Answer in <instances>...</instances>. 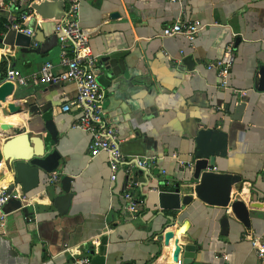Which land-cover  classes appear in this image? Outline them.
<instances>
[{"label": "crops", "instance_id": "obj_1", "mask_svg": "<svg viewBox=\"0 0 264 264\" xmlns=\"http://www.w3.org/2000/svg\"><path fill=\"white\" fill-rule=\"evenodd\" d=\"M7 8L5 3L0 7V61L6 62L0 83L8 68L27 75L45 61L53 63L54 72H62L53 25L66 9L65 0L34 3L35 14L24 28L33 31L30 47L35 52H21L13 44V34L4 29ZM181 15L200 24L193 42L180 35L161 36L162 28ZM79 19L99 60L123 52L108 68L97 63V76L113 72L100 86L106 117L117 130L122 153L126 158L155 160L147 174H127L121 168L111 181L107 155L90 156L89 135L71 127L79 111L61 109L74 98L75 83L16 84L13 93L0 101V188L13 186L20 195L2 208L0 264H69L67 246L87 251L92 264H179L176 245L187 242L197 246L191 264H223V256L227 264H262L248 236L264 242V91L258 90L259 69L264 67V0H82ZM232 41L234 63L227 88H220L208 63L219 59ZM240 101L244 107L232 118ZM15 106L20 110L16 112ZM218 106L223 109L217 110ZM206 127L228 134L226 156L212 170L232 175L230 196L247 205L250 226L236 220L228 207L229 226L221 234L223 208L204 203L191 188H182L193 201L175 212L173 225L165 230L175 231L184 220L188 227L168 245L162 241L160 250L157 232L172 213L163 214L158 208L150 184L190 177L191 170L179 162L190 160L194 137ZM19 132L40 135L41 141L16 139L11 153L32 154L46 144L58 151L57 171L73 178L66 214L51 202L58 182L49 195L36 192L39 188L24 193L13 184L1 146ZM128 181L135 183L134 198L144 199L135 217L124 208Z\"/></svg>", "mask_w": 264, "mask_h": 264}, {"label": "built area", "instance_id": "obj_2", "mask_svg": "<svg viewBox=\"0 0 264 264\" xmlns=\"http://www.w3.org/2000/svg\"><path fill=\"white\" fill-rule=\"evenodd\" d=\"M39 0H0V7L7 6V20L4 23L5 31H14L33 35L31 29L24 28V23L35 14L34 3ZM82 0H65L66 9L64 13L54 22L53 31L57 38L59 51V65L64 67L62 72H54V65L50 61H45L34 72L27 75L19 70L8 68L5 80L10 81L14 86L27 85L31 82H73L76 86V94L72 100L65 102L61 109L69 111L71 107L79 111V115L73 120L71 127L86 132L90 141L88 150L90 156L94 157L100 153H105L110 170V180L115 181L118 172L122 168L125 173L133 171L148 173L152 167L154 157L132 156L126 158L120 148L116 128L108 122L106 111L103 105L104 92L97 81V63L99 58L92 52L89 45V35L80 24L79 10ZM170 2H180L181 0H169ZM200 28L197 20H185L179 16L161 30L162 37L183 36L189 42H193ZM235 50L234 43L229 42L222 56L208 63V68L216 71L218 86L227 88V78L234 63ZM234 92H236L234 90ZM217 110H222L218 106ZM2 163H0L1 165ZM184 168L185 161L179 162ZM215 169V168H214ZM60 173L53 171L48 175V182L57 183ZM134 182L128 181L127 190L123 193L125 200L124 208L135 217L138 207L144 204L143 198H134L131 189ZM155 191L156 189H149ZM20 195L13 189L8 192V186L0 188V228L3 226L5 213L2 211L4 204L11 198H19ZM251 246L255 249L258 259L264 264V242L259 237L248 236ZM71 260L69 264H92L91 258L86 251L82 253L68 246L65 248ZM223 264H227V257L223 256Z\"/></svg>", "mask_w": 264, "mask_h": 264}, {"label": "water", "instance_id": "obj_3", "mask_svg": "<svg viewBox=\"0 0 264 264\" xmlns=\"http://www.w3.org/2000/svg\"><path fill=\"white\" fill-rule=\"evenodd\" d=\"M116 15V14H115ZM13 34V44L19 47L21 52H35L30 47L31 37L25 33L11 31ZM123 55V52H111L101 56L99 65L108 68L114 64L116 59ZM13 67V66H12ZM113 72H108L97 76L99 84L107 83ZM258 90L264 91V67L259 69V86ZM14 85L7 80L0 83V101H5L6 97L12 94ZM244 107V102L240 101L235 105V114L232 118H237L238 114ZM14 109V107H13ZM16 109V110H15ZM15 111L20 110V106H15ZM19 138H27L30 142L34 139L40 143L41 136L31 137L28 133L19 132L6 139L2 144V154L5 158L6 166L11 165L12 182L19 184L24 193L43 191L45 194L51 193L52 188H59L51 195V202L60 214H66L69 210L73 192L70 191L73 178L67 174L60 173L58 183H49L48 175L53 171H57L60 167V155L51 145H44L43 149L37 148L32 154L28 153H11L10 146ZM228 134L224 130L215 129L212 127L201 128L197 131L194 137V150L190 160L186 161L185 169H190V177L185 176L177 182L168 181V179L156 180L154 184H150L149 189H156L153 193L156 196V205L162 211L171 212L172 215L166 217V222L157 232L160 250L163 244L168 245L170 239L174 236H183L188 227V221L184 220L175 231L165 230L172 226L175 221V212L182 209L193 201L191 193H182V188H191L196 197L204 203L223 208L224 215L219 221L221 234L227 232L229 226V215L226 214V209L229 207L233 217L238 220L243 226H250L249 210L247 205L239 199L232 200L230 196V188L232 183V175L228 172H217L212 170L218 164L220 158H224L227 153ZM147 174V173H146ZM193 180L197 182L192 184ZM42 187V188H41ZM13 189V186L8 188V192ZM49 195V194H48ZM250 202L253 200L249 197ZM163 235V238H162ZM178 239L175 238V244ZM197 246L193 243H183L176 245L174 256H179V264H191V258L195 255Z\"/></svg>", "mask_w": 264, "mask_h": 264}, {"label": "trees", "instance_id": "obj_4", "mask_svg": "<svg viewBox=\"0 0 264 264\" xmlns=\"http://www.w3.org/2000/svg\"><path fill=\"white\" fill-rule=\"evenodd\" d=\"M5 66H6V62H5V60L2 59L0 61V70H4Z\"/></svg>", "mask_w": 264, "mask_h": 264}]
</instances>
